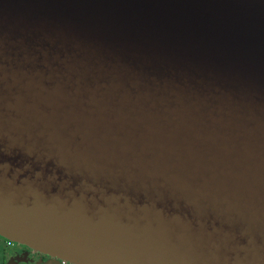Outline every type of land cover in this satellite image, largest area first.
Masks as SVG:
<instances>
[{
	"label": "water",
	"instance_id": "95a60500",
	"mask_svg": "<svg viewBox=\"0 0 264 264\" xmlns=\"http://www.w3.org/2000/svg\"><path fill=\"white\" fill-rule=\"evenodd\" d=\"M0 235L264 264V0H0Z\"/></svg>",
	"mask_w": 264,
	"mask_h": 264
},
{
	"label": "flooded vegetation",
	"instance_id": "af4514ba",
	"mask_svg": "<svg viewBox=\"0 0 264 264\" xmlns=\"http://www.w3.org/2000/svg\"><path fill=\"white\" fill-rule=\"evenodd\" d=\"M30 257L36 261L30 260ZM51 259L58 260L59 264H76L0 235V264H16V260L19 264H50Z\"/></svg>",
	"mask_w": 264,
	"mask_h": 264
},
{
	"label": "rangeland",
	"instance_id": "374dc122",
	"mask_svg": "<svg viewBox=\"0 0 264 264\" xmlns=\"http://www.w3.org/2000/svg\"><path fill=\"white\" fill-rule=\"evenodd\" d=\"M8 252H9V251H8ZM16 255H17V254H14V256H16ZM19 257H20V256H19ZM30 260L36 261V260L32 259V257H30ZM17 261H18V260H16V264H19V263H17ZM23 264H26V263H23ZM29 264H33V263L31 262V263H29ZM50 264H59V261L56 260V259H51Z\"/></svg>",
	"mask_w": 264,
	"mask_h": 264
}]
</instances>
